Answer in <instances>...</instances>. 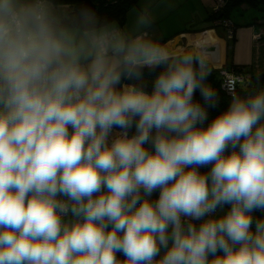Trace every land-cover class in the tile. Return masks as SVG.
Segmentation results:
<instances>
[{
    "label": "clouds",
    "instance_id": "1",
    "mask_svg": "<svg viewBox=\"0 0 264 264\" xmlns=\"http://www.w3.org/2000/svg\"><path fill=\"white\" fill-rule=\"evenodd\" d=\"M133 12L0 0V264H264V88Z\"/></svg>",
    "mask_w": 264,
    "mask_h": 264
},
{
    "label": "crops",
    "instance_id": "2",
    "mask_svg": "<svg viewBox=\"0 0 264 264\" xmlns=\"http://www.w3.org/2000/svg\"><path fill=\"white\" fill-rule=\"evenodd\" d=\"M189 2H193L195 10L190 7V13L184 11L178 15V7L182 3L189 5ZM214 6L212 0H155L153 3L138 0L137 6L127 11L124 22L117 24L130 28L133 9L147 7L155 17L151 35L161 43L175 47H198L206 55L211 70L224 69L232 64L244 67L248 74L264 72V7L242 3L235 8L246 10L252 7L254 12L241 16L239 24L228 16L235 27L233 38H229L225 30L215 27L213 19H210ZM210 48L214 50L209 51Z\"/></svg>",
    "mask_w": 264,
    "mask_h": 264
},
{
    "label": "trees",
    "instance_id": "3",
    "mask_svg": "<svg viewBox=\"0 0 264 264\" xmlns=\"http://www.w3.org/2000/svg\"><path fill=\"white\" fill-rule=\"evenodd\" d=\"M95 5L96 14L101 18H106L110 21L122 24L125 19V15L127 11L137 6L138 0H91ZM83 0H59V6H65L68 10H75L76 7L82 5ZM247 3L253 6H262L264 7V0H229L225 9L223 10L222 17L228 18L229 12L235 8H237L240 4ZM264 11V9H262ZM215 15L212 14L210 19H214ZM224 69L234 74V76L238 77L239 81L237 82V93L240 96H245L254 90L264 88V72L259 74H248L244 67L229 65ZM221 70H212V75L209 77L207 83L215 88L220 96V104L218 108L209 109L208 111V120L210 121L214 118L219 111L224 110L231 99L229 95H226L220 87L221 84ZM152 79L151 76H145L146 81H150ZM149 90L151 89V84L148 85ZM197 96L199 93L197 92ZM207 123V121L205 122ZM260 215V213H257Z\"/></svg>",
    "mask_w": 264,
    "mask_h": 264
},
{
    "label": "built area",
    "instance_id": "4",
    "mask_svg": "<svg viewBox=\"0 0 264 264\" xmlns=\"http://www.w3.org/2000/svg\"><path fill=\"white\" fill-rule=\"evenodd\" d=\"M105 1H109V0H105ZM214 3V15L215 18L213 19V25L215 27H221L225 30L227 37L232 38L234 35V24L232 23V21L226 17H222V13L223 10L225 9L227 3L229 0H212ZM219 15H222L221 17H219ZM220 76H221V90L228 95V93H226L222 87V84L224 82H226L228 79H235L237 80V82L239 81L238 77L234 76V74L230 73L229 71H227L226 69H220Z\"/></svg>",
    "mask_w": 264,
    "mask_h": 264
},
{
    "label": "rangeland",
    "instance_id": "5",
    "mask_svg": "<svg viewBox=\"0 0 264 264\" xmlns=\"http://www.w3.org/2000/svg\"><path fill=\"white\" fill-rule=\"evenodd\" d=\"M60 7L64 8V9H67L65 6H60ZM190 7L195 10V6H194L193 2H189V5H186V3H182L178 7V9H177L176 12L179 13L178 15H181V12H184V11H185V13L186 12L187 13H190L191 12L190 11ZM252 12H254V8H252V7H248L246 10L234 9V10H231L229 12V16H230V18L232 20H234V22L236 24L237 23L239 24V20L242 18L241 16H243V15H246L247 16V15L251 14Z\"/></svg>",
    "mask_w": 264,
    "mask_h": 264
},
{
    "label": "water",
    "instance_id": "6",
    "mask_svg": "<svg viewBox=\"0 0 264 264\" xmlns=\"http://www.w3.org/2000/svg\"><path fill=\"white\" fill-rule=\"evenodd\" d=\"M82 7H89L92 9H96L95 5L93 4V2L91 0H83L82 5L76 7V9L82 8ZM222 15H219V17H221ZM213 48H210L209 51H213Z\"/></svg>",
    "mask_w": 264,
    "mask_h": 264
},
{
    "label": "bare ground",
    "instance_id": "7",
    "mask_svg": "<svg viewBox=\"0 0 264 264\" xmlns=\"http://www.w3.org/2000/svg\"><path fill=\"white\" fill-rule=\"evenodd\" d=\"M210 35H211V34H210ZM212 39H214V41H216L215 38L212 37Z\"/></svg>",
    "mask_w": 264,
    "mask_h": 264
}]
</instances>
